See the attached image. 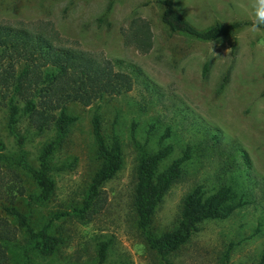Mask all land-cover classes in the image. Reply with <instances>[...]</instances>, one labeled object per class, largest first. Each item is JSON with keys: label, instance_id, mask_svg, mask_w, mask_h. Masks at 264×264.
<instances>
[{"label": "rangeland", "instance_id": "rangeland-1", "mask_svg": "<svg viewBox=\"0 0 264 264\" xmlns=\"http://www.w3.org/2000/svg\"><path fill=\"white\" fill-rule=\"evenodd\" d=\"M174 3L199 28L215 21L251 20L245 7L249 0ZM136 15L151 23L153 46L147 53L126 45L122 38L121 28ZM42 21L53 24L65 45L102 54L116 61L117 68L133 73L136 80L126 94L107 96L89 106L77 102L68 105V113L77 120L50 157V175L55 182L50 200L29 201L27 194L36 193V185L23 169L16 168L25 194L15 198V205L30 214L31 224L38 229L52 212L81 205L99 165L91 130L95 111L101 116L107 141L116 134L122 144L123 165L103 184L106 202L102 210L89 222L77 217L54 220L49 230L60 236L62 243L50 256L30 251V264H97L98 243L108 239L111 243L103 264H161L136 226L132 205L137 163V148L130 133L133 122L141 143L153 125L146 145L150 151L157 149L160 136L170 128V136L162 144L171 143L174 151L161 167L180 155L187 144L193 147L182 176L153 215L155 233L177 225L182 199L197 184L209 192L227 182L246 200L226 219L201 222L170 256L173 264H217L229 242L237 243L231 250L230 264H256L264 251V29L253 34L248 26L231 36L202 41L170 33L160 21L156 0H0V23L31 27ZM205 62L209 70L203 77ZM226 74L228 81L218 91ZM54 135L53 127L38 131L25 116L10 129L8 106L0 99V140L6 157L19 156L17 138L21 136L27 161L36 167L41 148ZM10 220L16 225L13 218ZM26 241V233L20 230L8 246V264H24Z\"/></svg>", "mask_w": 264, "mask_h": 264}, {"label": "trees", "instance_id": "trees-1", "mask_svg": "<svg viewBox=\"0 0 264 264\" xmlns=\"http://www.w3.org/2000/svg\"><path fill=\"white\" fill-rule=\"evenodd\" d=\"M160 7V21L170 33L182 34L202 41H211L231 36L244 27H251V20L215 21L199 28L185 18L176 8L174 0H156ZM111 2L106 11L111 8ZM9 25L0 23V99L8 106V127L13 129L21 116L38 130L53 127L55 135L41 148L36 167L29 164L18 136L19 156L6 157L5 146L0 140V264H8V246L20 232L26 233L23 245L24 264H30V251L43 256L52 255L62 238L50 232L54 220L77 217L89 222L98 214L106 196L103 184L110 180L123 165L122 144L116 134L108 142L102 128L100 114L91 117V130L95 143V156L99 165L93 173L80 206L56 210L48 221L36 229L30 222V214L15 205V198L25 194V187L16 171L23 169L34 181L37 192L27 194L31 202L50 200L55 192V182L50 175V157L67 137L77 117L67 111L70 103L89 106L107 96H119L132 90L135 75L116 67L117 62L79 46H67L53 24L42 21L38 25ZM264 29V28H262ZM123 41L134 46L140 53H147L153 46L151 23L140 15L133 16L126 27L121 28ZM235 43L232 49H235ZM138 70V69H137ZM209 63L203 65L202 76L206 77ZM228 81L224 75L218 87L222 90ZM146 131L143 143L136 139V123L131 124V138L137 148L135 184L132 205L136 226L147 246L156 252L161 264H173L171 255L176 252L208 219H226L246 203L233 186L227 182L207 191L202 184L195 185L182 199L177 225L168 231L155 233L152 228L153 215L170 187L183 173L184 166L192 157L193 147L187 144L181 154L161 167L174 151L171 143L162 141L170 136V128L160 136L156 150L146 145L153 125ZM245 161L248 156L243 152ZM5 200V201H4ZM6 202V203H4ZM10 218L16 221L12 224ZM111 239L100 241L97 246V264H103ZM237 243L229 242L217 264H230V253ZM111 264H123L122 262ZM256 264H264V251Z\"/></svg>", "mask_w": 264, "mask_h": 264}, {"label": "clouds", "instance_id": "clouds-1", "mask_svg": "<svg viewBox=\"0 0 264 264\" xmlns=\"http://www.w3.org/2000/svg\"><path fill=\"white\" fill-rule=\"evenodd\" d=\"M245 7L250 10V31L255 34L264 28V0H249Z\"/></svg>", "mask_w": 264, "mask_h": 264}]
</instances>
